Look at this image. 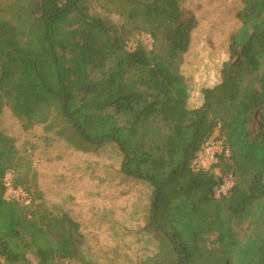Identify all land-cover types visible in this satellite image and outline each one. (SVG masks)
<instances>
[{
	"label": "trees",
	"instance_id": "16d2710c",
	"mask_svg": "<svg viewBox=\"0 0 264 264\" xmlns=\"http://www.w3.org/2000/svg\"><path fill=\"white\" fill-rule=\"evenodd\" d=\"M240 1L219 81L189 108L179 67L196 20L176 0L166 25L149 31L150 46L132 49L111 34L109 20L90 13L91 0H0V113L7 108L24 131L40 126L47 139L85 153L112 147L120 157L112 177L100 181L93 164L85 175L77 166L65 172L80 181L85 215H106L93 223L111 222L114 207L101 199L115 178L146 185L144 212L133 218L157 250L137 264H264V0ZM213 140L229 156L193 170L195 152ZM7 173L13 188L38 186L30 155L0 129L1 260L33 264L29 253L36 264H100L72 212L46 205L40 192L35 210L5 200ZM226 174L233 184L216 194Z\"/></svg>",
	"mask_w": 264,
	"mask_h": 264
},
{
	"label": "rangeland",
	"instance_id": "374dc122",
	"mask_svg": "<svg viewBox=\"0 0 264 264\" xmlns=\"http://www.w3.org/2000/svg\"><path fill=\"white\" fill-rule=\"evenodd\" d=\"M176 2L183 16L193 15L196 20L188 49L182 55L179 67V72L187 84L190 97L187 107L190 108L201 104L202 87L212 86L219 81L221 63L228 57L231 33L240 25L236 12L243 5L240 0H176ZM172 6L171 0H91L90 13L109 20L112 23L111 34L132 49L138 44L150 46L149 31H156L158 26L166 25L172 13ZM158 35L161 37V34ZM0 129L14 138L19 150H25L30 155L38 185L27 192L17 188L26 193L27 198L26 201L13 200L6 192L10 179L7 180L5 176L2 179L5 187L2 197L5 200L16 202L21 211L39 208L40 201L36 200V197L37 192H40L46 205H56L72 212L83 223L82 230L86 233L85 237L90 245L89 254L100 264H137L145 254L157 250L156 241L145 232L138 231L137 218H133L144 212L142 208L147 204L148 193L146 185H141L133 179L122 180L123 177L119 176L115 178L118 185L113 191L107 192L105 187L106 193L102 195L101 200L104 201L103 204L109 202L111 208L114 207V214L108 215L112 218L109 224L99 219L93 223L98 214L106 217L102 215L103 211H98L92 216L87 213L85 215L86 203L83 201L85 195L79 188L81 184L70 188L65 186V183L71 186L80 183L76 175L67 174L65 180V166L80 167L82 174L85 175L87 164H93L99 170L100 175L97 176L100 181L103 176L112 177L120 163V157L117 155L114 157L112 147H103L99 155L85 153L76 150L58 137L52 136L47 139L40 126L24 131L19 120L7 108L0 113ZM214 172L219 175L221 167H215ZM102 182L103 186H109L107 184L109 180ZM103 186L101 188L104 189ZM137 209L141 212L137 213ZM98 224L99 227L96 229ZM94 230H97V233L94 234ZM21 233L25 234L23 231ZM48 236L49 239L52 237L49 233ZM9 242L12 244L11 240ZM110 249H114V253ZM108 255L110 256L107 257ZM25 256L33 264L37 263L33 255L25 253ZM0 264L28 263L25 261L9 263L0 260ZM48 264H65V259H53ZM70 264L76 263L71 261Z\"/></svg>",
	"mask_w": 264,
	"mask_h": 264
},
{
	"label": "built area",
	"instance_id": "2783aa9c",
	"mask_svg": "<svg viewBox=\"0 0 264 264\" xmlns=\"http://www.w3.org/2000/svg\"><path fill=\"white\" fill-rule=\"evenodd\" d=\"M229 150L224 145L222 140H213L202 145L194 154L190 161V167L193 170H205L214 165H216L221 157H228ZM7 180L10 179V173L6 174ZM233 184V176L231 174H226L223 176L221 183L215 189L216 194L225 193ZM6 192L11 195L12 199H17L21 201H26V193L13 188L8 185ZM1 260V257H0Z\"/></svg>",
	"mask_w": 264,
	"mask_h": 264
},
{
	"label": "crops",
	"instance_id": "0c3cea01",
	"mask_svg": "<svg viewBox=\"0 0 264 264\" xmlns=\"http://www.w3.org/2000/svg\"><path fill=\"white\" fill-rule=\"evenodd\" d=\"M99 70H95V73L93 74V75H96V76H101L102 75V73H103V71H99ZM188 90V89H187ZM190 102V97H189V94H188V98H187V104ZM200 104H198V105H195V106H192V107H190V108H195V107H198ZM73 147V146H72ZM74 148V147H73ZM77 150V149H76ZM66 167H69V168H71V166H66ZM67 174H70V173H66L65 172V180L67 179ZM72 174L73 173H71L70 175L72 176ZM73 175H75V174H73ZM65 186L66 187H68V188H70V187H76L77 186V184L76 185H73V186H71V185H68V184H66L65 183Z\"/></svg>",
	"mask_w": 264,
	"mask_h": 264
}]
</instances>
